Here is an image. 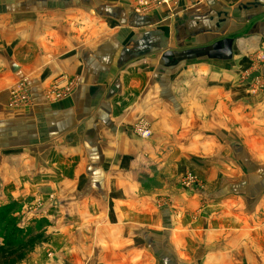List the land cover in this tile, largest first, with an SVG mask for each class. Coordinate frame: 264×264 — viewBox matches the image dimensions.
Wrapping results in <instances>:
<instances>
[{
	"label": "crops",
	"instance_id": "0c3cea01",
	"mask_svg": "<svg viewBox=\"0 0 264 264\" xmlns=\"http://www.w3.org/2000/svg\"><path fill=\"white\" fill-rule=\"evenodd\" d=\"M134 3L0 0V177L63 238L22 264H264V0Z\"/></svg>",
	"mask_w": 264,
	"mask_h": 264
},
{
	"label": "rangeland",
	"instance_id": "374dc122",
	"mask_svg": "<svg viewBox=\"0 0 264 264\" xmlns=\"http://www.w3.org/2000/svg\"><path fill=\"white\" fill-rule=\"evenodd\" d=\"M138 0H135V7L134 11L139 13V11H136V6H138ZM64 81L71 82V78H60L56 79L47 89L46 91V98L49 100H56L58 98H53V94H50L48 92L49 89H52L55 87L54 85L56 83L61 84V88H64L66 83ZM254 81H257V76H255ZM73 82V81H72ZM21 82H19L20 84ZM250 88H255L258 90L263 89V83L261 82H253L249 80ZM18 84V85H19ZM65 84V85H64ZM71 86V84H70ZM18 86H15L14 88H11L9 91V97H8V105L13 108L17 107H25L30 103V97L28 95V100L20 103V100H17L15 95L13 94V91L17 89ZM73 89V86L70 88ZM255 89L252 91L256 92ZM68 96V93H67ZM15 99L16 103H13L12 100ZM140 128H147L151 132L150 124L146 119L140 118L138 121H136L132 127V130L134 134L137 135L136 130H139ZM152 134V133H151ZM4 173H6L8 176L5 180L7 184L4 185L6 189L0 190V258L4 257V260L8 261L3 262L2 264H22L27 261H29L32 258V252L34 249H36L39 246L43 245H55L58 247L60 242L62 241L61 236H54L52 237L50 234H48V231H51V229L54 227V224L57 225V222L53 221L51 218H49V214L57 213L58 208H55V205H52L53 199L56 198L58 191H37L33 200L28 203H18L17 201L13 200V193L11 190V184L8 182L10 173L8 172V169L4 170ZM191 174L197 182H201L197 174H194L193 172L186 171L180 176L179 183L181 187L190 188L195 186H188L186 187L185 184V176ZM260 179H262V174L259 173ZM1 181V180H0ZM24 200H26V197H22ZM24 202V201H23ZM39 216L43 215V217H32V216ZM45 215H48V217H44ZM32 217L27 219V217ZM25 219L29 221H25ZM13 232V234H11ZM15 240L14 242L17 243L15 247H1V242H8ZM1 253L3 255H1ZM51 256L50 252H47V257ZM7 258V259H6Z\"/></svg>",
	"mask_w": 264,
	"mask_h": 264
},
{
	"label": "built area",
	"instance_id": "2783aa9c",
	"mask_svg": "<svg viewBox=\"0 0 264 264\" xmlns=\"http://www.w3.org/2000/svg\"><path fill=\"white\" fill-rule=\"evenodd\" d=\"M179 1H183V0H138V3H137L138 6H136V11H139V13H141V12L145 13L147 11L157 9L163 5L176 4ZM64 83H66V85L64 84L65 85L64 88H61L62 87L61 84L58 85L59 83H56L54 85L55 87L48 90V92L50 94H53V98L55 97V98L61 99L65 96H67V93H68V95L71 93L72 89H70V88L73 86V82L69 81V83H68V82L64 81ZM70 84H71V86H70ZM17 86L18 87H17V89H15L13 91V94L15 95L17 100H20V103H23V102L28 100V95H29L28 89L23 83H20ZM58 99H56V100H58ZM12 102L16 103V100L13 99ZM136 132H137V135L142 137V138H149L151 136V132L147 128H143V129L140 128L139 130H136ZM195 183L197 184V181L194 180L193 176L188 173V175L185 176L186 187L192 186Z\"/></svg>",
	"mask_w": 264,
	"mask_h": 264
},
{
	"label": "trees",
	"instance_id": "16d2710c",
	"mask_svg": "<svg viewBox=\"0 0 264 264\" xmlns=\"http://www.w3.org/2000/svg\"><path fill=\"white\" fill-rule=\"evenodd\" d=\"M11 234H13V232L11 233ZM15 240H13V242L12 241H8V242H6V243H4V242H1V245H3V246H1V247H6V248H10V247H15L16 245H18L17 243H15L14 242ZM1 255H3L2 253H1ZM2 259L4 260V257L3 258H0V264H2L3 262H6V261H8V260H4L3 262H2ZM7 259V258H6ZM11 261V260H10ZM10 261H8V263L10 262Z\"/></svg>",
	"mask_w": 264,
	"mask_h": 264
},
{
	"label": "water",
	"instance_id": "95a60500",
	"mask_svg": "<svg viewBox=\"0 0 264 264\" xmlns=\"http://www.w3.org/2000/svg\"><path fill=\"white\" fill-rule=\"evenodd\" d=\"M135 15H136V14H135ZM137 16H139V15H137ZM140 18L147 20L145 17H140ZM223 44H224V45H229V41H228V39H225V40L223 41ZM218 45H220V44H219V43H215V44H214V46H218Z\"/></svg>",
	"mask_w": 264,
	"mask_h": 264
}]
</instances>
